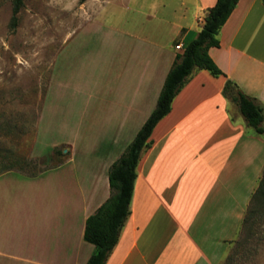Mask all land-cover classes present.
<instances>
[{"label": "crops", "instance_id": "1", "mask_svg": "<svg viewBox=\"0 0 264 264\" xmlns=\"http://www.w3.org/2000/svg\"><path fill=\"white\" fill-rule=\"evenodd\" d=\"M215 3L81 4L82 13L111 7L119 14L106 27L107 82L82 86L92 91L83 103L90 131L79 147L58 144L68 146L63 162L35 176L11 167L0 172V264L87 263L94 246L83 239L85 222L111 195L108 170L155 108L175 56ZM130 11L138 16L128 18ZM150 15L155 20L146 25L142 17ZM218 39L208 53L225 77L196 71L153 129L137 166L130 215L105 264H220L238 236L264 167V135L222 90L228 79L264 105L262 0H239ZM38 143L35 157L42 156Z\"/></svg>", "mask_w": 264, "mask_h": 264}, {"label": "rangeland", "instance_id": "2", "mask_svg": "<svg viewBox=\"0 0 264 264\" xmlns=\"http://www.w3.org/2000/svg\"><path fill=\"white\" fill-rule=\"evenodd\" d=\"M111 9L88 14L78 0H24L12 30V0H0V150L11 154L0 158L3 166L38 175L66 159L47 160L52 149H68L59 143H84L90 131L83 107L91 100L88 89L107 82L106 27L119 18ZM133 15L138 13L128 12V18ZM143 18L146 25L155 20ZM35 138L41 157L32 154ZM220 264H264V225L241 231Z\"/></svg>", "mask_w": 264, "mask_h": 264}, {"label": "trees", "instance_id": "3", "mask_svg": "<svg viewBox=\"0 0 264 264\" xmlns=\"http://www.w3.org/2000/svg\"><path fill=\"white\" fill-rule=\"evenodd\" d=\"M85 1L78 0L79 4H83ZM238 1L216 0L215 5L206 11L201 30L193 40L186 42L182 52L175 56L155 108L122 155L110 166L108 181L111 195L85 222L83 239L94 246L93 253L86 264H105L117 244L120 231L130 215V203L139 160L142 154L150 148L152 131L157 123L170 112L175 96L198 70H206L216 78L225 77V74L210 57L208 50L212 47H219L220 29ZM262 3L264 4V0ZM23 5L24 0H12L10 20L12 30L18 25V14ZM222 94L238 106L246 124L257 135H264V105L243 93L228 79L224 84ZM55 155L65 157L68 152L64 153L63 150L54 148L48 154L47 160H52ZM4 159H8V156H5ZM1 165L4 170L9 169V167ZM1 171L3 170L0 169ZM262 225H264V167L258 185L250 197L238 235L246 227Z\"/></svg>", "mask_w": 264, "mask_h": 264}, {"label": "built area", "instance_id": "4", "mask_svg": "<svg viewBox=\"0 0 264 264\" xmlns=\"http://www.w3.org/2000/svg\"><path fill=\"white\" fill-rule=\"evenodd\" d=\"M175 48H176V49H181L182 46H181V45H176Z\"/></svg>", "mask_w": 264, "mask_h": 264}]
</instances>
